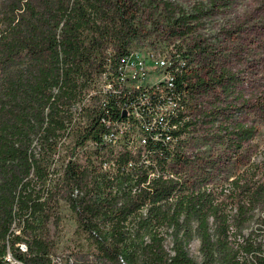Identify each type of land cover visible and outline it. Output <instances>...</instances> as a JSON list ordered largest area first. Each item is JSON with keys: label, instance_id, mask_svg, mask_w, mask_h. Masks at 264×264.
Wrapping results in <instances>:
<instances>
[{"label": "trees", "instance_id": "16d2710c", "mask_svg": "<svg viewBox=\"0 0 264 264\" xmlns=\"http://www.w3.org/2000/svg\"><path fill=\"white\" fill-rule=\"evenodd\" d=\"M144 2L0 0V264L8 246L23 262L50 264L63 203L87 242L80 264H264V155L253 152L259 127L242 116L243 78L198 33L229 1L191 10L164 1L168 36L178 40L167 65L182 97L177 116L194 119L173 122L169 140L163 133H145L140 145L105 139L107 120L129 121L120 107L134 95L104 104L94 92L132 51ZM160 91L162 81L142 85V93ZM255 108L264 118V100ZM197 141L209 145L203 155L187 149ZM194 237L201 261L188 248ZM21 240L28 254L15 249Z\"/></svg>", "mask_w": 264, "mask_h": 264}, {"label": "rangeland", "instance_id": "374dc122", "mask_svg": "<svg viewBox=\"0 0 264 264\" xmlns=\"http://www.w3.org/2000/svg\"><path fill=\"white\" fill-rule=\"evenodd\" d=\"M144 1V8L138 14V20L141 21L140 35L134 40L132 50L138 52L141 57H146V63L151 69L146 71L143 81H152L157 80L161 74L156 67L152 68L154 61L149 60L152 53L173 52L176 49L174 45L178 43L177 39H170L168 36L166 29L168 13L164 8V1H170L177 8L191 10L195 5L208 6L209 0ZM227 1L230 5L226 9L212 13L203 19L198 33L204 44H210L218 50L220 63L226 64L232 72L243 78L242 88L246 106L242 116L248 123L258 124V133L253 140L255 143L253 152H257L259 159L264 155V122H260L259 119L264 121V118L259 117L255 103L257 98L260 101L264 100V55H256V43L259 36V22L264 20V8L261 6L264 0ZM205 103L206 101L202 102V108ZM206 108H209L207 104ZM240 114L239 111L236 113L238 116ZM64 148V146L61 148L62 152ZM187 149L189 152L203 155L209 149V145L197 141ZM59 164L60 162H56V167ZM76 227L74 213L67 204L63 203L61 222L56 229L57 251L73 252L82 259V253L87 250V242L77 235ZM144 240H147V237ZM172 246V238L168 237L166 247L171 249ZM199 247L198 237H194L188 244L190 253L196 261L202 260Z\"/></svg>", "mask_w": 264, "mask_h": 264}, {"label": "built area", "instance_id": "2783aa9c", "mask_svg": "<svg viewBox=\"0 0 264 264\" xmlns=\"http://www.w3.org/2000/svg\"><path fill=\"white\" fill-rule=\"evenodd\" d=\"M149 60L154 61L152 68L156 67L160 74L157 80L143 81L145 73L149 69L146 57H141L133 50L129 55L122 58L116 72L103 74L95 94L103 96L104 104L110 102L111 97H116L120 93L134 95L127 103L121 105L120 110L129 114V121L107 120L111 127V132L105 135V139L111 141L113 136H128L131 144L147 143L145 133H154V138H160L161 133L166 135V139H171L170 131L173 130V122H180V126L189 123L194 119V114L189 112L188 116H177V108L181 98L178 90L174 88V82L170 75H167V65L172 62V56L168 51L151 55ZM149 63V62H148ZM151 64V61H150ZM151 67V66H150ZM153 81H162V91L154 94L142 93V85H152ZM155 94H158L156 96ZM203 104V109L206 108ZM164 117H172V125H164ZM183 117L182 119H179ZM111 164H104V169H109ZM154 174H152L153 176ZM17 234V228H15ZM15 249L22 253H29V245L25 240L18 241ZM18 258L13 254L10 246L4 255V264H16ZM50 264H80L79 257L73 252L56 251L48 255ZM25 264H33L25 260Z\"/></svg>", "mask_w": 264, "mask_h": 264}, {"label": "bare ground", "instance_id": "6f19581e", "mask_svg": "<svg viewBox=\"0 0 264 264\" xmlns=\"http://www.w3.org/2000/svg\"><path fill=\"white\" fill-rule=\"evenodd\" d=\"M153 54H156V53H154L153 52ZM168 75V74H167ZM158 81H154V82H152V83H157ZM17 232H21V230L20 229H17ZM16 264H25V262H23V261H21V260H19V259H16Z\"/></svg>", "mask_w": 264, "mask_h": 264}]
</instances>
